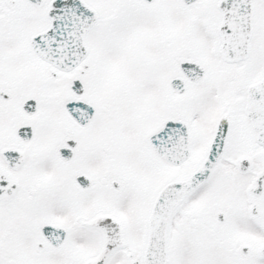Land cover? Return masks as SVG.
<instances>
[{
    "label": "snow or ice",
    "instance_id": "snow-or-ice-1",
    "mask_svg": "<svg viewBox=\"0 0 264 264\" xmlns=\"http://www.w3.org/2000/svg\"><path fill=\"white\" fill-rule=\"evenodd\" d=\"M0 264H264V0H0Z\"/></svg>",
    "mask_w": 264,
    "mask_h": 264
}]
</instances>
